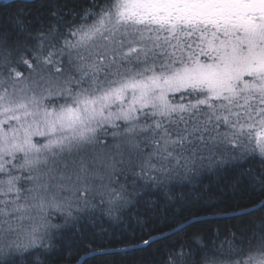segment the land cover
<instances>
[{
    "label": "snow or ice",
    "instance_id": "snow-or-ice-1",
    "mask_svg": "<svg viewBox=\"0 0 264 264\" xmlns=\"http://www.w3.org/2000/svg\"><path fill=\"white\" fill-rule=\"evenodd\" d=\"M0 264H264V0H0Z\"/></svg>",
    "mask_w": 264,
    "mask_h": 264
},
{
    "label": "trees",
    "instance_id": "trees-1",
    "mask_svg": "<svg viewBox=\"0 0 264 264\" xmlns=\"http://www.w3.org/2000/svg\"><path fill=\"white\" fill-rule=\"evenodd\" d=\"M204 184L209 186L211 189V192L220 198L219 202L223 206L224 204H236V203H244L246 200L245 198H241L242 194L239 190L233 191L231 189H226L224 187V183H220L219 185H216L215 183L209 182V180H205ZM157 224H159V221H156ZM163 227V225H160Z\"/></svg>",
    "mask_w": 264,
    "mask_h": 264
}]
</instances>
